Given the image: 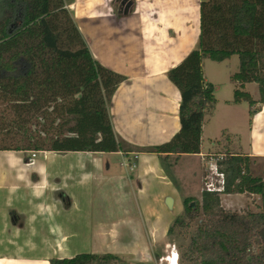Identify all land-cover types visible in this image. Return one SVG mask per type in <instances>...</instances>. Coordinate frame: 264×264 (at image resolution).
I'll use <instances>...</instances> for the list:
<instances>
[{"label":"crops","instance_id":"1","mask_svg":"<svg viewBox=\"0 0 264 264\" xmlns=\"http://www.w3.org/2000/svg\"><path fill=\"white\" fill-rule=\"evenodd\" d=\"M63 1L93 59L125 78L108 104L123 152L41 151L31 158L29 151H0V264H50L77 254L168 264L165 258L178 253L168 241L176 216L163 199L172 197L173 208L179 199L162 156L148 149L179 131L180 94L167 72L198 46L200 0ZM258 38H251L253 49L262 46ZM206 60L204 78L216 91L205 73ZM214 63L225 68L231 96L216 100L205 116L200 154L168 160L174 168L181 158L199 159L194 173L199 197H193L198 200L210 156H247L251 175L264 177V105L257 104L250 118L246 103H233L230 77L238 72L237 56ZM253 85L244 91L257 102ZM219 109L212 127L208 116ZM220 200L224 209L238 213L257 212L260 206L255 195L222 194ZM182 203L177 208L182 210Z\"/></svg>","mask_w":264,"mask_h":264},{"label":"trees","instance_id":"2","mask_svg":"<svg viewBox=\"0 0 264 264\" xmlns=\"http://www.w3.org/2000/svg\"><path fill=\"white\" fill-rule=\"evenodd\" d=\"M199 20L197 48L167 72L180 94L179 131L148 149L164 163L200 154L204 118L216 105L204 59L220 63L237 56L233 103H246L250 118L257 104L264 105V0H200ZM251 38L262 46L253 49ZM124 80L93 59L63 0H0V151L123 152L108 104ZM252 83L257 102L244 91ZM214 158L224 176L222 194L259 196L258 211L226 210L219 194L202 190L200 200H183L168 235L186 237L197 223L182 255L187 264H264V182L251 175L247 156ZM118 261L110 254H77L49 263Z\"/></svg>","mask_w":264,"mask_h":264},{"label":"rangeland","instance_id":"3","mask_svg":"<svg viewBox=\"0 0 264 264\" xmlns=\"http://www.w3.org/2000/svg\"><path fill=\"white\" fill-rule=\"evenodd\" d=\"M204 68H205V73L209 76L212 77L213 84L216 86V91H214V97L215 99L218 100H225L229 96H231L230 91L228 90V86L225 82V75H224V70L225 68H221L219 70L218 66L216 63L206 60L204 62ZM230 68V67H229ZM253 87H256L254 84ZM230 94V95H229ZM216 108V106H215ZM220 109L217 110V112H212L211 115L208 116V119H210V124L212 127H214V123L218 121V115L220 114ZM220 119V118H219ZM215 129V128H214ZM32 153H30L31 158H32ZM35 154V152H34ZM163 163V162H162ZM165 171L169 174V177L172 178L174 185L177 189V204L173 208V198L172 197H166L163 199V204L168 210V212L175 213V218L177 216H180L182 213L181 208H177L178 204L181 205V202L187 197H199L198 195V178L194 173H197L198 168H199V159L198 158H181L179 162L177 163V166L174 168L166 163H163ZM191 172V173H190ZM203 174L207 175L208 170L204 172ZM178 175V176H176ZM204 188V184H203ZM170 201V202H169ZM235 213H238L237 211H234ZM197 223H195L191 230L189 231V234L186 237L180 236L177 233H174L173 235L168 237V241L174 246V249L177 250L178 255H179V264H187L185 261L182 259V255L184 253V250L186 246L189 243V240L191 238V235L195 229ZM110 264H131L128 260H121L118 262H113Z\"/></svg>","mask_w":264,"mask_h":264},{"label":"built area","instance_id":"4","mask_svg":"<svg viewBox=\"0 0 264 264\" xmlns=\"http://www.w3.org/2000/svg\"><path fill=\"white\" fill-rule=\"evenodd\" d=\"M34 157L35 154L32 153V158ZM217 158L222 159V157ZM216 161L217 159L212 156H210L208 159V174L205 177L203 190L221 195L224 191L225 181L223 174L219 173V171L217 170ZM262 180L264 182V177L262 178ZM165 259L168 264H178L179 257L177 253L174 256V254L171 252L170 255Z\"/></svg>","mask_w":264,"mask_h":264},{"label":"bare ground","instance_id":"5","mask_svg":"<svg viewBox=\"0 0 264 264\" xmlns=\"http://www.w3.org/2000/svg\"><path fill=\"white\" fill-rule=\"evenodd\" d=\"M176 253V252H175ZM178 254V253H177ZM166 260V259H165Z\"/></svg>","mask_w":264,"mask_h":264},{"label":"water","instance_id":"6","mask_svg":"<svg viewBox=\"0 0 264 264\" xmlns=\"http://www.w3.org/2000/svg\"><path fill=\"white\" fill-rule=\"evenodd\" d=\"M170 202V201H169Z\"/></svg>","mask_w":264,"mask_h":264}]
</instances>
